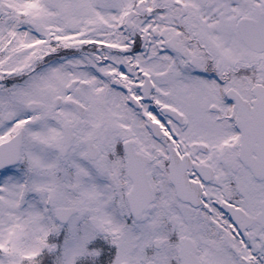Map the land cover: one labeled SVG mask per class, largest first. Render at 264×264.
<instances>
[{"label":"snow or ice","instance_id":"snow-or-ice-1","mask_svg":"<svg viewBox=\"0 0 264 264\" xmlns=\"http://www.w3.org/2000/svg\"><path fill=\"white\" fill-rule=\"evenodd\" d=\"M0 264H264V0H0Z\"/></svg>","mask_w":264,"mask_h":264}]
</instances>
